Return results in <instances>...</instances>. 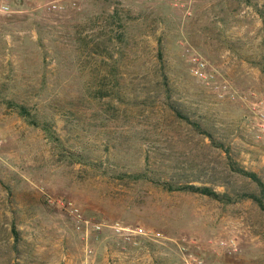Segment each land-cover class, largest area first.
Returning a JSON list of instances; mask_svg holds the SVG:
<instances>
[{"label": "rangeland", "instance_id": "374dc122", "mask_svg": "<svg viewBox=\"0 0 264 264\" xmlns=\"http://www.w3.org/2000/svg\"><path fill=\"white\" fill-rule=\"evenodd\" d=\"M49 1L0 17V264H81L67 202L94 221L188 235L205 264H264L252 200L153 182L258 192L227 153L264 182V0ZM90 244L95 264H183L169 242L130 249L106 231Z\"/></svg>", "mask_w": 264, "mask_h": 264}, {"label": "built area", "instance_id": "2783aa9c", "mask_svg": "<svg viewBox=\"0 0 264 264\" xmlns=\"http://www.w3.org/2000/svg\"><path fill=\"white\" fill-rule=\"evenodd\" d=\"M15 1L16 0H0V17L13 12ZM65 1L66 0H50L47 3L48 9H62ZM3 143L4 137L0 131V148ZM64 207L68 213L74 217L75 230L81 234V239L84 243V258L81 264H95V255L93 247L90 244V235H93L95 236V239H98V236L106 231L112 238L121 244L122 247L134 249L147 245L149 242H169L176 246L177 252L181 256L183 264H205L203 259L193 254L191 247L195 246L197 243L194 238L188 235L173 237L165 235L159 230L138 225L132 226L119 221L111 223L94 221L84 217L78 207L73 205L71 202H67ZM221 244H228L232 250H236L234 239H230L229 242L221 241Z\"/></svg>", "mask_w": 264, "mask_h": 264}, {"label": "trees", "instance_id": "16d2710c", "mask_svg": "<svg viewBox=\"0 0 264 264\" xmlns=\"http://www.w3.org/2000/svg\"><path fill=\"white\" fill-rule=\"evenodd\" d=\"M260 16L264 22V13H260ZM19 108L20 113L31 123V124H38V121L36 120L35 116L28 111L24 106L22 105H17ZM180 117L187 119V117H183L180 113H178ZM188 120V119H187ZM194 127L196 128L197 131L201 132L200 130V125L198 123L192 122ZM44 130L48 131L51 137L54 139H58L55 137V132L46 124L42 125ZM216 146H222L221 144L217 143ZM227 150V149H225ZM227 158H228V165L229 168L237 172L239 174H242L243 176L248 177L250 180H252L257 188L258 192H241V193H236L234 195H231L227 193L226 191L220 192L215 190L213 187L208 186V185H195L192 183H182V184H175L171 183L168 181H160V180H153L154 183L159 184L161 187L173 191V190H178V191H189V192H196L202 195H206L209 198L215 199L219 202L222 203H232V202H237L239 200L243 199H250L256 205L258 208L264 213V182L263 180L253 171H249L238 165V163L227 153ZM132 178H142L146 179L148 178V175L146 173H137L130 175ZM11 231L13 235L18 236V232L16 230L15 224L11 226Z\"/></svg>", "mask_w": 264, "mask_h": 264}]
</instances>
